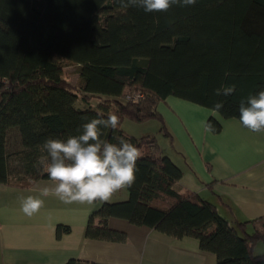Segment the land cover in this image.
<instances>
[{
  "label": "trees",
  "instance_id": "trees-1",
  "mask_svg": "<svg viewBox=\"0 0 264 264\" xmlns=\"http://www.w3.org/2000/svg\"><path fill=\"white\" fill-rule=\"evenodd\" d=\"M67 65L76 67L74 84L64 74ZM222 85H235V92L216 96ZM261 90L264 0H197L152 13L124 10L114 0H0V183L25 188L48 179L33 167L44 141L79 135L83 124L114 113L119 127L104 129L102 139L115 143L113 136H122L143 156L127 199L91 211L85 237L124 241V233L107 225L117 217L175 238L193 237L216 264H264V252L254 253L258 242L264 246V216L231 224L195 191L177 192L182 169L162 153L156 135L136 137L121 128L125 120H154L171 139L157 109L167 97L211 110L222 100L218 114L238 120L241 100ZM136 93L143 98L125 99ZM207 122L213 133L221 130L212 117ZM15 134L18 143L9 151Z\"/></svg>",
  "mask_w": 264,
  "mask_h": 264
},
{
  "label": "crops",
  "instance_id": "crops-1",
  "mask_svg": "<svg viewBox=\"0 0 264 264\" xmlns=\"http://www.w3.org/2000/svg\"><path fill=\"white\" fill-rule=\"evenodd\" d=\"M157 109L172 132L170 147L161 151L183 173L174 189L195 191L231 224L264 216V134L178 97H167ZM210 117L221 124L218 133L205 130ZM50 185L49 179L25 188L0 183V264H65L70 259L96 264H216L215 255L201 251L193 237L175 238L122 218L110 217L107 225L124 233V241L85 237L88 217L101 201L64 204L54 196L42 197L40 212L25 216L21 198L39 196V189Z\"/></svg>",
  "mask_w": 264,
  "mask_h": 264
},
{
  "label": "clouds",
  "instance_id": "clouds-1",
  "mask_svg": "<svg viewBox=\"0 0 264 264\" xmlns=\"http://www.w3.org/2000/svg\"><path fill=\"white\" fill-rule=\"evenodd\" d=\"M120 8H142L146 13L167 12L173 5L193 6L197 0H114ZM227 75V73H226ZM235 85L215 89L216 96L228 97L235 92ZM224 108L222 100L213 105V112ZM239 123L252 133L264 134V90L241 100ZM120 118L109 113L98 116L82 125L79 135L67 139L49 138L40 146V153L33 164L39 174H47L50 186L39 189V196H26L20 200V211L32 217L44 207L42 197L54 196L64 204H93L108 202L120 190L131 187L136 179L137 161L143 156L140 147L122 136H113L115 143L102 139L103 130L115 133ZM208 132L215 129L205 122ZM79 131V130H78ZM19 163V162H17Z\"/></svg>",
  "mask_w": 264,
  "mask_h": 264
},
{
  "label": "rangeland",
  "instance_id": "rangeland-1",
  "mask_svg": "<svg viewBox=\"0 0 264 264\" xmlns=\"http://www.w3.org/2000/svg\"><path fill=\"white\" fill-rule=\"evenodd\" d=\"M75 70H76V67L73 66V65H67V66H65V69H64L65 76L67 77V79L72 84H74L76 79H77V75L75 74ZM0 99H1V95H0ZM80 105L82 106L81 103H80ZM89 106L92 107V108H95L97 106V101L96 100H91L90 103H89ZM86 108H88V107H86ZM166 125H167V123H166ZM158 127L160 128V124L157 121H154V120H151V121H148V122H145V123H141V124H136V123H133L131 121L125 120L123 122L122 126H121V128L126 133H128V134H130L132 136H136V137L144 136L146 134H153V135L155 134L161 149L164 148L163 152H165V148H166L165 146L169 145V147H170V141H169V139L167 137L163 136L162 134H160V133L156 134L157 132H159V128ZM169 132H170V130H169ZM170 133L172 134V132H170ZM168 141H169V143H168ZM17 143H18V139H17V136L15 134V136L14 137L12 136V138L8 142V150L11 151L14 148H16L15 146H16ZM122 199L124 200V189L118 191L112 197V199L110 201L111 202L113 200H116V201L121 200L122 201ZM110 201H108V202H110ZM256 247H258L257 249H263V252H264V246H263V244L261 242H258ZM254 253L255 254H259L256 249L254 250Z\"/></svg>",
  "mask_w": 264,
  "mask_h": 264
},
{
  "label": "built area",
  "instance_id": "built-area-1",
  "mask_svg": "<svg viewBox=\"0 0 264 264\" xmlns=\"http://www.w3.org/2000/svg\"><path fill=\"white\" fill-rule=\"evenodd\" d=\"M143 98V94H141V93H136V94H134V95H132V96H126V98L125 99H127V100H129V101H132V102H136V101H139V100H141Z\"/></svg>",
  "mask_w": 264,
  "mask_h": 264
}]
</instances>
